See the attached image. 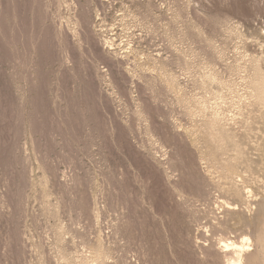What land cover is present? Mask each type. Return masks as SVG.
<instances>
[{"label": "rangeland", "instance_id": "374dc122", "mask_svg": "<svg viewBox=\"0 0 264 264\" xmlns=\"http://www.w3.org/2000/svg\"><path fill=\"white\" fill-rule=\"evenodd\" d=\"M263 36L264 0H0V264H214Z\"/></svg>", "mask_w": 264, "mask_h": 264}, {"label": "bare ground", "instance_id": "6f19581e", "mask_svg": "<svg viewBox=\"0 0 264 264\" xmlns=\"http://www.w3.org/2000/svg\"><path fill=\"white\" fill-rule=\"evenodd\" d=\"M251 85L255 89V96L250 103L244 104L240 109L241 112L238 113L243 118L241 121L245 122L246 127L255 125L254 120L258 118H261V120L258 119L260 123L264 121V76L260 75L254 78ZM258 133L262 141L260 147L257 143L252 144L249 133L245 134L244 142L252 150L247 153L246 149H244L247 158L244 156V150L236 154V172L233 175H225V179L230 184V188L226 185L228 187L226 191L230 194L234 202L222 201L220 203V206L224 208L225 212L223 217L225 220L224 223L231 229L240 230V234L239 238L237 237L238 240L218 239V247L213 252L214 264H264V181L254 180L253 175L249 171V166L252 165L256 173L260 172L258 171L259 169H262L264 172V135L260 134L262 132ZM248 146L247 150L249 149ZM241 170H245L242 171L243 175L241 174ZM237 178H240L239 182ZM247 180L249 183H252L251 186L245 183ZM250 197H258L257 201L255 202L254 200V205H252L255 206L252 212L253 216L248 215L244 211L245 208L247 209L244 206L249 203L248 198ZM213 226H216V223ZM97 256L101 257L99 254Z\"/></svg>", "mask_w": 264, "mask_h": 264}]
</instances>
